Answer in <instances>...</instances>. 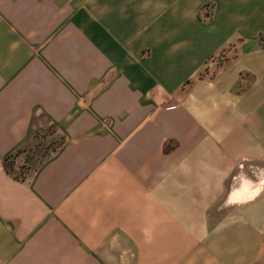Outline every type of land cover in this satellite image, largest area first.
<instances>
[{
    "label": "crops",
    "instance_id": "obj_1",
    "mask_svg": "<svg viewBox=\"0 0 264 264\" xmlns=\"http://www.w3.org/2000/svg\"><path fill=\"white\" fill-rule=\"evenodd\" d=\"M0 264H264V0H0Z\"/></svg>",
    "mask_w": 264,
    "mask_h": 264
},
{
    "label": "rangeland",
    "instance_id": "obj_2",
    "mask_svg": "<svg viewBox=\"0 0 264 264\" xmlns=\"http://www.w3.org/2000/svg\"><path fill=\"white\" fill-rule=\"evenodd\" d=\"M54 142L51 136H47L45 140L41 142L40 145H37L35 148L19 153L12 162H16L19 165H24L27 160L33 156L39 157L41 154L48 151L52 143Z\"/></svg>",
    "mask_w": 264,
    "mask_h": 264
},
{
    "label": "trees",
    "instance_id": "obj_3",
    "mask_svg": "<svg viewBox=\"0 0 264 264\" xmlns=\"http://www.w3.org/2000/svg\"><path fill=\"white\" fill-rule=\"evenodd\" d=\"M4 165H5L6 169H7V171L10 173V172H11V169H10V167H11L10 158H7V159L5 160ZM20 168H21V171H22V167H20ZM21 171H20V173H21Z\"/></svg>",
    "mask_w": 264,
    "mask_h": 264
}]
</instances>
